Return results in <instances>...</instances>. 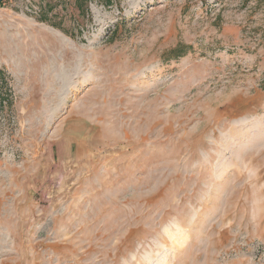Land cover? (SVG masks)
Returning <instances> with one entry per match:
<instances>
[{
	"label": "rangeland",
	"instance_id": "1",
	"mask_svg": "<svg viewBox=\"0 0 264 264\" xmlns=\"http://www.w3.org/2000/svg\"><path fill=\"white\" fill-rule=\"evenodd\" d=\"M102 1L0 0V264H264V0Z\"/></svg>",
	"mask_w": 264,
	"mask_h": 264
},
{
	"label": "trees",
	"instance_id": "2",
	"mask_svg": "<svg viewBox=\"0 0 264 264\" xmlns=\"http://www.w3.org/2000/svg\"><path fill=\"white\" fill-rule=\"evenodd\" d=\"M101 3L103 6L108 7V6L112 5L113 0H103ZM74 4H75L74 6H76L78 9H80V6L77 5V1H74ZM56 5H57V3H52L51 1H45V2L41 3L40 10H39V17L42 21L48 22L51 26L59 29L60 31H62L64 33H68V30L63 28L62 23L60 22V21H63L60 16H59L58 22L56 21L58 15H59L56 12L53 13V11H54L53 8ZM1 75H2V72L0 71V108H2L5 104L10 105L12 102L10 100L8 94H3V92H2L3 82L1 80Z\"/></svg>",
	"mask_w": 264,
	"mask_h": 264
}]
</instances>
